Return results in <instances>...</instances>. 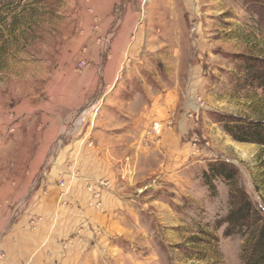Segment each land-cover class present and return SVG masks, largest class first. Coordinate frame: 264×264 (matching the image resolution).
<instances>
[{
	"label": "rangeland",
	"instance_id": "374dc122",
	"mask_svg": "<svg viewBox=\"0 0 264 264\" xmlns=\"http://www.w3.org/2000/svg\"><path fill=\"white\" fill-rule=\"evenodd\" d=\"M132 1L115 4L112 24L103 27L87 0H0V121L8 119L0 124V148L20 134V80L32 72L26 63L42 60L46 46H57L65 34H96L110 52ZM144 5L117 86L105 92L108 101L94 98L75 113L56 143L88 128L111 135L129 131L124 143L114 144L105 177L86 182V216L77 218L71 260L245 264L264 218V147L234 140L225 127L237 119L264 121V0H152V10ZM82 60L90 65L82 70L91 67L86 59L75 60L77 71ZM259 74L263 81L255 80ZM119 102L128 106L119 109ZM155 122L165 124L161 137L150 132ZM96 154L48 155L47 163L75 165L58 180L71 187L63 193L74 189L81 163L87 161L90 171ZM224 163L236 170L232 180L209 169ZM101 181L109 185L98 200L88 186ZM244 192L255 215L232 225L234 199Z\"/></svg>",
	"mask_w": 264,
	"mask_h": 264
},
{
	"label": "crops",
	"instance_id": "0c3cea01",
	"mask_svg": "<svg viewBox=\"0 0 264 264\" xmlns=\"http://www.w3.org/2000/svg\"><path fill=\"white\" fill-rule=\"evenodd\" d=\"M121 1L92 0L88 8L90 12L95 10L106 27L112 24L114 5ZM141 2L152 10V0H133L114 30L110 52L98 43L96 34L80 37L65 34L58 37L57 46H46L49 54L42 60L26 63L27 70L32 72L20 80V134L0 148V154H8L0 157V264H74L71 257L78 245L71 237L79 223L77 218L82 220L86 216L82 208L87 195L86 182L105 177L110 158L118 148L114 144L122 143L129 131H114L111 135L108 131L91 133L88 128L67 133L62 142L56 143L63 135L65 123L75 113L94 98L108 101L105 92L117 86L115 76L130 46L129 37L139 22L137 10ZM91 21L92 18L87 21L90 26ZM79 59H86L91 67L77 71L75 60ZM123 106L128 105L119 102L118 108ZM108 120L104 118V123ZM0 124L3 128L8 119H1ZM11 143L14 145L9 146ZM90 151L97 153L96 163L90 165V171L87 161L81 163L74 189L61 198L66 190L59 186L58 180L75 165L47 163L48 155L54 152L86 155ZM33 220L38 221L35 229ZM78 231L83 232L82 225Z\"/></svg>",
	"mask_w": 264,
	"mask_h": 264
},
{
	"label": "trees",
	"instance_id": "16d2710c",
	"mask_svg": "<svg viewBox=\"0 0 264 264\" xmlns=\"http://www.w3.org/2000/svg\"><path fill=\"white\" fill-rule=\"evenodd\" d=\"M261 60L262 61H259L261 64L260 66H264V59ZM247 61L250 63L252 62V60L248 59ZM248 69L250 68L248 67ZM257 77L255 80L263 81L262 75L259 74ZM262 87L264 88V83ZM232 124H234V127L226 125L225 130L234 140L243 143L259 144L264 147V121L237 119L232 121ZM209 169L212 171L213 175L219 173L223 174V176H226L227 180H232L236 175L235 168L230 165H225V163L221 165V167L210 164ZM207 184H210L209 181ZM254 215L253 204L251 203L248 194L244 192L234 199V210L231 212L228 219L233 225L249 220ZM258 223H260V226L257 230L255 243L249 252V256L245 260V264H264V218L261 217Z\"/></svg>",
	"mask_w": 264,
	"mask_h": 264
},
{
	"label": "built area",
	"instance_id": "2783aa9c",
	"mask_svg": "<svg viewBox=\"0 0 264 264\" xmlns=\"http://www.w3.org/2000/svg\"><path fill=\"white\" fill-rule=\"evenodd\" d=\"M87 1L88 2H91V0H87ZM89 66H90L89 63H86V62H84V60H82V61H80L78 63V70H82V69H84L86 67H89ZM93 110L96 111L95 108H93ZM164 130H165V124L164 123H162V122H155L152 125V129L150 130V132H152V134L155 137H161L163 135V133H164ZM108 185H109V183H105V181H101V182H99L98 185L95 184V185L88 186V189L93 194L94 198L99 200L101 198V195H102L101 194L102 187L103 186H108ZM61 187L66 188L67 191H69L71 189L70 185H68V183H66V182H63L61 184ZM65 195H66L65 193H62L61 194V198H63ZM98 200H95V202H97ZM96 208L97 209L100 208V202L98 203V205L96 206ZM38 221L37 220L36 221L35 220L32 221V224H33L34 229L37 227V222Z\"/></svg>",
	"mask_w": 264,
	"mask_h": 264
}]
</instances>
